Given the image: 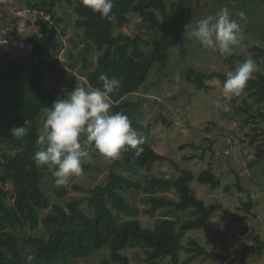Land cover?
<instances>
[{
	"label": "trees",
	"instance_id": "1",
	"mask_svg": "<svg viewBox=\"0 0 264 264\" xmlns=\"http://www.w3.org/2000/svg\"><path fill=\"white\" fill-rule=\"evenodd\" d=\"M24 1L26 10L36 12L38 31L26 40L28 50L25 54L0 57V264H28L26 257L33 253L35 260L32 264H72L106 246L110 249L109 257L100 264H132L124 252L138 247L145 254L142 263L138 264H192L198 257L202 261L222 258L207 251L195 239L186 245L181 243L187 231L205 228L214 211L222 210L224 218L236 223L244 221L252 209L251 198L242 202L245 215L237 216L222 209L218 203L206 204L196 197L190 187L193 179L212 189L219 184L211 166L196 174L183 170L169 183L154 180V186L171 184L178 200L151 197L148 199L150 214L158 207H169L174 211L189 210L192 217L180 223L167 218L147 227L139 221L136 208L130 206L125 197L126 193L135 197L141 189V182L123 172L134 175L154 162L172 161L150 144L143 142L139 145L142 149L139 155L130 148L122 152L120 158L109 166L103 183L90 189L82 200L73 198L53 204L52 210L46 214L42 211L50 206L44 190L47 167L37 166L34 161V154L42 147L37 144L42 134V118H45L48 107L66 94L56 95L54 90L44 86L47 72L55 76L57 83L64 82L67 77V71L58 65L59 59L55 55L62 47L61 41L57 40V29L63 22L56 8L67 3L73 6L77 16L74 26L82 35L79 41L75 38H69V41L82 46L86 84L91 88H102L99 80L102 73L109 78L117 77L121 86L110 94V110L124 113L134 128L138 126L133 116L136 105L126 97L145 84L154 63L159 62L161 68L165 67L163 53L168 48L176 47L181 53L186 52V6L192 0H114L113 12L117 16L114 22L101 19L80 0ZM5 4L6 0H0V12ZM130 15L141 18L144 32L128 35L119 31L115 34V30L128 23ZM5 34L8 36L7 31ZM250 51L258 68L264 70V50L254 45ZM93 52H98V56L91 68L92 62L87 56ZM235 57L231 55L225 60L231 63ZM241 60L245 61L244 58ZM68 66L73 67L74 63L70 62ZM184 75L198 90L207 89V80L218 78L224 83L227 79L224 73H205L190 67L185 68ZM247 91L254 103L264 104V73L256 74L249 81ZM68 92H71V86ZM237 111L248 113L249 108L240 107ZM26 121L28 134L23 138L13 137L11 129L25 126ZM88 167L83 164L84 170ZM49 183L52 193L59 199L67 196V187H56L51 173ZM6 184H10V188L5 190L3 186ZM72 188L79 189L75 184ZM8 195L12 198L11 203ZM84 203L85 207H82ZM121 212L130 216L121 217ZM39 226L43 228L44 236L18 232L26 228L35 231ZM263 248L264 241L256 235L252 244L244 246L242 254L244 258L258 256ZM180 250L187 255L185 259L179 258Z\"/></svg>",
	"mask_w": 264,
	"mask_h": 264
},
{
	"label": "rangeland",
	"instance_id": "2",
	"mask_svg": "<svg viewBox=\"0 0 264 264\" xmlns=\"http://www.w3.org/2000/svg\"><path fill=\"white\" fill-rule=\"evenodd\" d=\"M225 7L230 10L232 18L241 24L242 35L240 44L234 46L232 53L222 57L218 52L205 49L189 33L195 29L200 19L215 17ZM56 10L63 22L57 29V40L61 41L62 47L55 55L59 59L58 65L67 71V77L64 82L57 83L55 76L47 72L44 86L48 90H54L56 95H61L67 93L70 86L71 91L77 85L89 86L86 84L85 70L82 69V46L69 41V38L79 41L82 35L81 30L74 26L77 16L73 6L63 3ZM186 10V52L181 53L176 47L168 48L163 53L165 67L161 68L159 62L154 63L145 84L126 97L136 105L133 116L138 124L134 127L138 136L172 161L154 162L134 175L123 172L141 182V189L135 197L131 193H126L125 197L128 204L136 208L137 218L144 226L152 227L154 223L167 218L180 223L192 217L189 210L174 211L169 207H158L153 214L148 212V199L151 197L178 200L171 184L154 186L153 181L163 180L169 183L183 170L196 174L211 166L219 184L212 189L193 179L190 187L196 197L206 204L218 203L222 209L237 216L245 215L241 209L242 202L251 198L253 205L242 222L232 223L223 217L222 210H218L213 212L205 228L187 231L181 239L183 245L195 239L207 251L222 256L220 259L207 261L198 257L192 264H227L230 261L231 264H264V248L258 256L249 255L244 258L242 254L244 246L252 244L256 235L264 241V104L254 103L248 97L247 87L239 97L227 101L223 95L224 83L221 79L207 80V89L198 90L184 75V70L188 67L205 73L220 72L228 75L243 63L241 58H252L253 52L250 49L254 45L264 50V0H192ZM240 11L246 13V22L237 15ZM37 20L36 12L26 10L24 0H6L0 12V57L6 55L13 58L25 54L28 50L26 40L38 31ZM144 30L141 18L130 15L128 23L115 30V34L122 31L135 35L142 34ZM4 31H7L8 36L4 35ZM4 38L7 43L3 42ZM231 55L236 57L229 63L225 59ZM97 56L98 52L87 56L92 62L91 68L96 64ZM70 62L74 63L73 67L68 66ZM258 73H264V70L258 68L253 77ZM218 101L229 103L231 111L224 112L217 107ZM240 107L249 108V112L237 111ZM182 145L185 146L181 147ZM82 146L88 152L86 164L89 167L65 185L68 194L64 199H59L52 193L49 183L51 171L47 168L44 190L50 199V206L42 214L50 212L55 203L73 198L82 200L90 189L103 183L108 175L109 166L114 160L99 154L87 142L86 137L82 138ZM74 184L79 189H73ZM228 186L229 190H226ZM3 188L9 189L10 184ZM8 202H12L10 195ZM82 207H85V203ZM120 216L130 215L121 212ZM18 232L44 236L41 226L35 231L26 228ZM109 252L110 249L106 246L72 264H100L109 257ZM124 253L132 264L142 263L145 257L139 247L128 248ZM186 257L180 250L179 258ZM167 260L168 258L165 259Z\"/></svg>",
	"mask_w": 264,
	"mask_h": 264
},
{
	"label": "clouds",
	"instance_id": "3",
	"mask_svg": "<svg viewBox=\"0 0 264 264\" xmlns=\"http://www.w3.org/2000/svg\"><path fill=\"white\" fill-rule=\"evenodd\" d=\"M81 4L99 14L101 19L114 22L117 19L113 12L114 0H80ZM241 20H247L246 13H237ZM241 24L232 18L228 8H222L215 17L208 16L197 22L189 36L201 46L224 57L230 55L234 46L241 42ZM258 71V64L248 58L229 72L223 84V95L227 101L239 97L249 81ZM99 80L102 88L76 86L71 92L59 97L48 107L42 124V134L37 144L42 145L34 154L37 166L47 167L54 177L56 187L65 186L70 179L83 172L88 152L82 146V138L92 144L96 151L108 159H119L121 153L135 149V154L142 151L138 146L143 140L132 127L129 118L122 112L113 113L109 103L110 94L120 86L121 81L113 76L101 74ZM217 107L224 112L231 111L230 104L217 102ZM25 126L11 129L15 138L28 134ZM35 260V254L26 257L28 264Z\"/></svg>",
	"mask_w": 264,
	"mask_h": 264
},
{
	"label": "built area",
	"instance_id": "4",
	"mask_svg": "<svg viewBox=\"0 0 264 264\" xmlns=\"http://www.w3.org/2000/svg\"><path fill=\"white\" fill-rule=\"evenodd\" d=\"M3 42H4V43H7V40H6V39H3Z\"/></svg>",
	"mask_w": 264,
	"mask_h": 264
}]
</instances>
